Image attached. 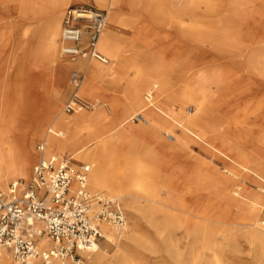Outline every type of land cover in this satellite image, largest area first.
<instances>
[{
  "label": "bare ground",
  "instance_id": "1",
  "mask_svg": "<svg viewBox=\"0 0 264 264\" xmlns=\"http://www.w3.org/2000/svg\"><path fill=\"white\" fill-rule=\"evenodd\" d=\"M13 1L21 8L29 7L33 16L30 29L26 33L30 41L27 42L26 47L28 54L31 52L34 57L38 54L45 55L51 61V66L55 67L58 72L69 68L84 70L87 76L95 78L105 71L103 66L112 69L119 62V50L113 43L111 34L104 31L106 26L97 40V50L102 51L105 62L92 61L83 53L71 60L63 59L62 63L57 64L61 52L57 48V37L63 20L61 14L69 0H37L41 2L38 8L31 7L32 0ZM151 2L156 4L155 7L158 9L160 7L157 4H166V0H95L94 2L77 0L75 4L94 3L100 8L105 7L108 24V18L114 19L123 15L124 9L130 5L137 3L150 5ZM199 2L206 3V8L210 11L215 9L211 0H199ZM229 2L248 7L253 10V16L261 15L264 18V2L258 0H230ZM5 4L6 1L0 0V7L6 6ZM226 27L227 33L235 36L230 41L233 47L241 50L239 44L242 40L238 35L242 33V30L232 25ZM207 41L213 43L212 38H208ZM214 42L218 44V40ZM166 66L167 63L163 56L156 58L151 73L141 83L142 88L135 89L129 94L130 104L136 107L137 111L119 123L121 124L126 119L128 120L124 123H128L140 116L137 119L141 123H138L136 127H133L132 123L127 127L117 125L101 134H96L90 128L91 122H95L97 118L95 112L82 109L72 116H65L58 105L57 98L65 93L69 80L66 75L62 77L59 75L55 85L56 93L49 102L50 109L39 115L36 121L30 122L19 134L12 131L8 135L6 132L5 136L3 135L4 140L0 136V187L5 186L10 179L15 180L17 177L27 175L34 158L38 155L32 143L33 138L38 139L41 136L43 123L49 120V124L54 127L64 128L66 134L59 133L52 128L47 130L44 143H47L48 150L68 151L73 157L76 156L79 160L89 164L91 170L88 176V186L92 191L102 190L125 197L126 206L133 213L135 223L127 230L125 229L127 223L124 224L121 231L124 229L125 231L119 239L122 248L118 247L115 253L110 254L108 246L100 245L101 241H98L90 252L83 254L87 259V264H130L127 248L130 243L139 245L141 242L140 235L136 231V221L140 217H143L155 231V237L167 246L168 253L174 260L179 261L182 257L178 249L170 245L172 241L166 229L169 226H175V223L181 226L187 224L189 234L195 240H201L203 248L212 252L210 261L205 262L200 257L197 248L193 246L182 264H228L224 253L220 250L217 238L221 237L226 246H230L229 251L236 255L240 250L234 242L239 233L251 247L255 249L258 247V252L263 251L261 246L264 245V218H262L264 212V156L254 150L253 143L248 148L239 144L241 141L252 140L248 128L252 120L249 119L252 114L258 112L260 106L251 105L240 88V107L245 112V116L233 113L234 102L228 95V91L232 88L230 81L227 78L220 79L215 90L224 93L223 101L216 109V116L210 121L208 115L213 110L210 89L204 85L198 90L186 88L182 92L169 94L170 88L164 79ZM157 96L160 98L157 99ZM188 101L195 104L193 111L192 109L191 111L185 110ZM174 102L181 105L179 109ZM0 103L2 106L3 99ZM18 112L13 110L9 114L12 119L9 120L6 117L7 121H17ZM119 137L126 140L124 144H121L123 149L119 154L121 159L119 172L111 175L109 168L116 159L114 154L120 144H117L115 140ZM142 139H147L148 142L141 143ZM1 141L10 144L8 151H5ZM191 143L198 144L207 153L208 161L193 153L190 149ZM165 156L174 157V162H169L168 159L169 163L167 162L165 169L167 173L173 174L178 164L175 171L181 174L180 184L173 191L176 199L169 202L163 195L169 196L170 194L161 192L159 186L152 187L146 179L147 175L152 173L155 164H158L160 158L165 159ZM215 158L221 159L226 164L222 171L211 162ZM4 163L7 165L4 166ZM188 165L193 168L190 170ZM204 182L209 184V192L199 196L192 192L193 186ZM174 203L181 209L200 208L197 212L205 214V217L189 213L188 216H181L172 210L167 211L172 208L170 204ZM157 213H162L161 220L157 219ZM125 216L127 222V214ZM102 232L106 243H114L116 234L112 227L103 224ZM146 245L151 246L147 242ZM41 246L48 248L50 241H42ZM157 252L158 250H155V253ZM259 257L260 254L256 258L257 264H261ZM12 262L19 264L14 261L11 253L2 252L0 264H12ZM29 264H39V260L33 259ZM53 264L69 263L55 260Z\"/></svg>",
  "mask_w": 264,
  "mask_h": 264
},
{
  "label": "rangeland",
  "instance_id": "2",
  "mask_svg": "<svg viewBox=\"0 0 264 264\" xmlns=\"http://www.w3.org/2000/svg\"><path fill=\"white\" fill-rule=\"evenodd\" d=\"M2 1H6V6L0 7V102L1 99L4 102L2 106L0 105V112H2L0 113L1 139L4 140L6 132L8 135L12 131L19 134L30 122L36 121L39 115L50 109L49 102L56 93L55 85L59 75L61 77L66 75L69 84L65 93L57 98L58 105L65 116L74 115V113L65 112L63 106L74 92L70 83L73 71L81 75V86H79L81 89L78 90V96L88 105L84 110L97 114L96 121L91 122L92 132L101 134L117 125L127 127L130 123L136 127L138 123H141L137 119L140 116L132 119L131 122L124 123L128 120L126 119L121 124L119 123L137 111L136 107L134 108L130 104L129 94L135 89L142 88L141 83L151 73L154 61L163 56L167 63L164 79L169 85V94L182 92L186 88L198 90L204 85L210 89L213 98V110L208 115L210 121L216 116V109L223 101L222 95L224 93L215 90L216 86L219 85L218 80L227 78L230 81L232 88L228 91V95H230V100L234 102L232 112L238 116L245 114L240 107V88H242L247 101H250L251 105L258 104L260 107L258 112L252 114L249 119L252 120L251 126L248 127L252 140L249 142L241 141L239 144L248 148L253 143L254 150L259 151L264 156V18L261 15L253 16V10L250 8L241 6L239 3L230 4V0H211L215 7L213 11L208 10L206 3L199 2V0H166L165 5L162 2L163 5L157 4L160 9L155 7L156 4L152 2L150 5L145 3L130 5L124 9L123 15L114 19L108 18L107 27L105 26L104 29L111 34V39L119 50V62L112 69L103 66L105 71L102 72V75L91 78L87 76L84 70L78 71L69 68L65 69L67 71L58 72L55 67L51 66V61L45 55L38 54L34 57L31 52L28 54L26 47L27 42L30 41L26 33L30 29L33 17L30 9L29 7L21 8L13 0ZM76 1L69 0L66 3L61 14L62 17L69 6L79 4H75ZM258 1L264 2V0ZM31 3L32 8H38L41 4L37 0H32ZM231 5H233L232 8ZM97 7L100 8V6ZM102 9L107 12L105 7ZM227 25L242 30V33L238 35L242 40V43L239 44L241 50L233 47L230 42L231 38L235 36L227 33ZM60 34L59 32L57 37L59 50ZM208 38H212L213 43H209ZM215 40H218V44L214 42ZM100 52L102 53V51ZM59 54L57 64L62 63L63 59L71 60V58H63L61 52ZM82 87L84 88L83 91ZM143 94L144 92L141 93V96ZM158 98L160 96H157ZM174 103L179 109L181 105ZM186 103L185 110L191 111L192 109L193 111L195 104L189 101ZM13 110L19 111L18 120L8 122L7 119L10 120L11 118L9 114ZM50 128L66 134L64 128L54 127L47 120L43 123L41 136L38 139L33 138L34 147L44 142L47 130ZM163 136L165 137V134ZM125 140L122 137L115 140L120 145L117 146L118 150L114 154L116 159L113 160L109 168L111 175L119 172L121 160L119 154L123 149L121 144H124ZM142 140L141 143L148 142L147 139ZM1 144L5 151L9 150L10 144L4 141H1ZM190 149L194 154L208 161L207 153L198 144L191 143ZM61 153L71 155L68 151ZM168 159L169 162H174V157L160 158L146 179L152 187L159 186L161 192L169 193L171 196L163 195L169 202L176 199L173 191L180 184L181 174L175 171L178 164L173 174L167 173L165 169L169 163ZM36 160L35 157L27 175L16 179H27ZM73 160L77 163H86L76 156L73 157ZM211 162L220 171L226 165L219 158L212 159ZM6 165L7 163H4V166ZM192 168L191 166L190 170ZM11 181L13 180L10 179L0 189L6 188ZM192 189V192L198 196L206 194L209 192V184L204 182L201 185L193 186ZM95 192H103L119 199L125 214H127L125 229L132 227V224L135 223V217L128 210L124 196H116L102 190ZM170 205L172 208L167 209V211L172 210L181 216H188L189 213L205 217V214L197 212L200 208L181 209L175 203ZM156 217L161 220L163 218L162 213H157ZM262 218H264V212ZM136 223V231L140 235L141 245L129 244L127 250L130 264H182L183 259L185 261L193 246L197 248L200 257L205 262L210 261L212 257V252L203 248L201 240H195L189 234L187 224L181 226L175 223V226H169L166 229L170 233L172 241L170 245H173L174 249H178L182 257V261H178L170 256L167 246L155 237V231L143 217H140ZM123 231H114L116 234L114 243H106L102 239L100 245H107L110 254L115 253L118 247L122 248L119 239L124 233ZM217 239L220 250L224 253V258L228 264H257L256 258L259 254L261 264H264V245L261 246L263 251L258 252L259 248L251 247L249 242L239 233L234 243L240 251L235 255L229 251L230 246H226L221 237ZM146 242L151 246H147ZM153 245H156V248ZM155 250L158 252L155 253ZM67 262L74 264L70 261ZM12 264L14 263L12 262ZM83 264H87L86 257Z\"/></svg>",
  "mask_w": 264,
  "mask_h": 264
},
{
  "label": "built area",
  "instance_id": "3",
  "mask_svg": "<svg viewBox=\"0 0 264 264\" xmlns=\"http://www.w3.org/2000/svg\"><path fill=\"white\" fill-rule=\"evenodd\" d=\"M63 15L62 57L73 59L85 53L105 62L97 50V40L107 24L105 10L94 3H79L69 6ZM70 83L74 92L63 106L65 112L76 113L88 107L78 96L81 75L73 71ZM36 149L37 160L28 178L15 179L0 189V255L7 251L19 264L33 259L39 264L55 260L83 264L84 252L105 238L103 224L116 232L123 229L125 211L119 199L89 188L88 164L49 151L44 142ZM42 241H50V246L43 248Z\"/></svg>",
  "mask_w": 264,
  "mask_h": 264
}]
</instances>
